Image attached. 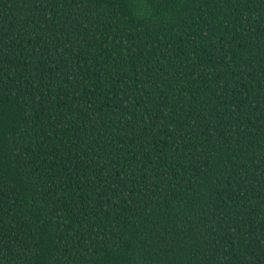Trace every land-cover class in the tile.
I'll return each mask as SVG.
<instances>
[{"label":"trees","instance_id":"trees-1","mask_svg":"<svg viewBox=\"0 0 264 264\" xmlns=\"http://www.w3.org/2000/svg\"><path fill=\"white\" fill-rule=\"evenodd\" d=\"M0 264H264V0H0Z\"/></svg>","mask_w":264,"mask_h":264}]
</instances>
